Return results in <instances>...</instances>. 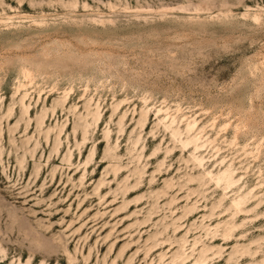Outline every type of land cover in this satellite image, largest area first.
Listing matches in <instances>:
<instances>
[{"label": "rangeland", "instance_id": "rangeland-1", "mask_svg": "<svg viewBox=\"0 0 264 264\" xmlns=\"http://www.w3.org/2000/svg\"><path fill=\"white\" fill-rule=\"evenodd\" d=\"M0 264H264V0H0Z\"/></svg>", "mask_w": 264, "mask_h": 264}]
</instances>
